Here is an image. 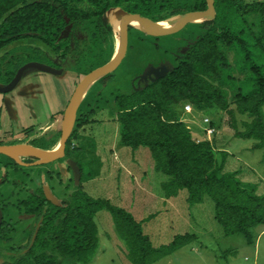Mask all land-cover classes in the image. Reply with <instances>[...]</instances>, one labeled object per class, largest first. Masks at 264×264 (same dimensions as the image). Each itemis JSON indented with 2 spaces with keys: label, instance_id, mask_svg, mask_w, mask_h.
I'll return each instance as SVG.
<instances>
[{
  "label": "trees",
  "instance_id": "obj_1",
  "mask_svg": "<svg viewBox=\"0 0 264 264\" xmlns=\"http://www.w3.org/2000/svg\"><path fill=\"white\" fill-rule=\"evenodd\" d=\"M117 6L154 22L207 9L206 0H0V84L10 82L25 63L37 61V54L48 65L76 66L83 75L104 65L110 60L114 36L108 12ZM214 8V19L191 23L198 30L196 38L165 76L139 83L137 78L130 91L114 95L113 115L119 126L118 144L148 148L154 170L167 178L161 183L166 196L186 190L190 205L208 196L224 235L242 234L250 244L252 229L264 224V193H257L256 184L240 180L238 171H225L228 152L215 149L207 139L197 141L176 108L182 105V113L189 103L196 112L227 110L234 121L233 136L253 140L264 161V1L214 0ZM111 76L99 78L89 88ZM86 98L78 107L65 148V156L83 153L69 157L80 169L82 157L91 153L97 159L95 140L78 133L100 109ZM236 115L245 117L241 128L234 125ZM74 140L80 141L76 147ZM29 142L34 147L44 145V140ZM85 175L81 172L79 183L94 176ZM24 209L40 221L36 238L30 248L29 244L11 247L12 254L3 264H61L63 259L88 263L99 243L94 217L104 209L110 212L132 264H151L196 239L193 234H178L155 247L143 233L142 221L82 189L60 200L59 206L39 189L25 200Z\"/></svg>",
  "mask_w": 264,
  "mask_h": 264
},
{
  "label": "rangeland",
  "instance_id": "obj_2",
  "mask_svg": "<svg viewBox=\"0 0 264 264\" xmlns=\"http://www.w3.org/2000/svg\"><path fill=\"white\" fill-rule=\"evenodd\" d=\"M197 32L198 30L195 25L191 23L177 25L165 31L151 34L142 33L135 29L127 30V50L120 65L112 72V76L106 80L105 83H96L93 87L88 88L84 94V97L87 95V103L100 106L99 111L95 113L90 121L94 123L92 124V130L95 131L98 136L96 148H101L107 142H114V146H111L113 149H124L125 151L120 153L121 158L134 162V160H132V154L138 153L134 154L137 157L139 156V152H134V149L127 146V148L123 146L120 147L118 144L119 126L115 115H113L114 95L117 92L125 93L130 91L132 87L135 86L133 81L141 77L151 68L161 66L168 68L172 67L175 60L182 57L185 50L195 40ZM112 41L113 46L111 44L110 50L108 51L111 55L110 59L114 55L119 43V38L115 33ZM39 56L38 54L36 55L35 58H37V61L35 62L41 63L44 57L42 55ZM44 62L46 61L42 63ZM61 68H63L64 71V78L58 82L47 81L44 86L46 96L51 102L49 114H51L52 119L55 117L63 118L73 90L85 73L83 70H79L80 72L77 71L76 66ZM33 70L38 71L34 68H29L25 73ZM40 72L46 77H57V75ZM67 83L70 89H68ZM98 93H100V95H98ZM67 94L70 95L68 96ZM181 107L182 105L176 106L179 119H181L186 126L192 125L190 131L194 138L207 139L215 143V149H225L228 152L225 171H238V178L240 180H247L251 183L258 184L257 193H264L263 152L261 149L253 148V140H246L233 136L234 128L232 124L234 121H232L227 110L214 107L210 111H201L195 116L197 118H192L189 114L181 113ZM229 108H234L232 102H230ZM9 112L10 108L8 105H0V138L2 139L0 142L3 143L5 142L4 138L7 137L4 136V131L6 129L12 128L11 131L15 130L16 132L20 126H24L22 129L27 127L25 124L22 125L21 121L10 119ZM205 116H208L210 120L213 119L212 121H214V124L216 123L218 127L216 132L210 137L203 133L205 125L202 124V118ZM242 119H245V117L236 115L234 125L241 128L242 126L240 123ZM87 125L88 124H85L84 126L87 127ZM25 130L26 129H24V131ZM84 131L85 130L79 129L78 133L81 137L84 135ZM16 134L17 133H15V135ZM47 141L48 139L45 140L44 143H47ZM27 142H29L27 138L18 135L13 141H8L7 144ZM29 143L37 146L33 142ZM72 143L76 147L79 145L80 141L74 140ZM141 149L145 151V154H140V157L144 155L142 160L143 173L146 172V177L143 180V183H145L144 186L147 188L145 192H140L137 189L133 191V188L136 186V178L134 177L136 168L132 166L133 164L128 167V169L131 170L130 173L123 168L124 166L121 167L120 165H116L114 168L111 167L113 171L111 174H102L100 168L102 163L107 164V160L101 161L100 156L97 154V159L94 160L90 153L88 157H82L78 162L81 165L80 170L83 176L85 177V174L89 172L94 175L92 177L93 179L89 177L79 183L69 166V160H72L69 157H72L71 154L75 155V157L79 155L83 156V153L76 155V152L73 151L71 154H66L64 158L53 161V163L56 161H58L57 163L65 161V168L70 172L69 177L71 175L74 186L77 189H83L92 198L108 199L112 204L122 208L131 203L137 205L134 206L133 210L135 213L133 216L136 220L142 221L143 233L152 242L153 246L158 247L163 244H168L174 236L178 234L188 233L196 237L191 243L151 264H264V224L257 225L252 229L253 242L250 244L246 242L242 234L224 235L222 226L215 217L213 201L208 196H205L202 202L190 205L187 201L188 195L186 190H180L176 195L166 196L165 191L159 184L161 179L165 181L166 176L154 170V161L148 148L141 146ZM19 157L32 158L22 154L19 155ZM88 158L89 160L92 159L90 163L87 162ZM0 159L6 162L9 160L3 155H0ZM13 163V165L17 166L19 169L16 171L9 169L5 172L2 180H18L19 182L26 183V181H29L26 173L29 175L30 171L34 170V168L37 170L38 167L40 168L42 165L49 167L52 164V162H49L27 167L18 165L15 162ZM65 168L63 171H65ZM60 175L65 177L66 174L63 175L60 173ZM19 184L14 183L11 186V183H9L6 189H4V186H0V193L6 192L8 197L11 196L9 197L11 200L9 206L3 205V202L0 201L2 217L4 220L7 219V222L10 223L13 217L18 216L17 219L13 221V225L17 228H21L24 225L20 223L22 215L15 212L12 213L10 208L12 205L16 207L14 204L17 203V197L19 198L22 192ZM81 184L83 185L82 187ZM128 185L129 187H127ZM10 186L12 189H10ZM16 188L17 190L14 191ZM11 192L13 193L11 194ZM10 213L12 214L10 215ZM8 215L10 219L7 218ZM94 220L98 229V248L92 260L85 264H132L127 257L124 245L115 231L110 212L105 209L101 210L95 214ZM0 247L2 249H0V255H2L0 256V264H3L5 259L9 260L7 256L9 254L5 255L4 252V250H8V246L0 244ZM61 264L84 263L63 259Z\"/></svg>",
  "mask_w": 264,
  "mask_h": 264
},
{
  "label": "crops",
  "instance_id": "obj_3",
  "mask_svg": "<svg viewBox=\"0 0 264 264\" xmlns=\"http://www.w3.org/2000/svg\"><path fill=\"white\" fill-rule=\"evenodd\" d=\"M63 76H64V73L61 75H57V77H46L40 71H35V70L29 71L22 76L21 80L19 81L17 86L12 91H10L9 93L0 94V105L6 104L9 106L10 119H13L15 121H21L22 125L23 124L27 125V127L24 128L26 129L25 131L24 129H22L24 126L22 127L20 126L18 130H16V132L15 130L11 131L12 128L6 129L4 131V136H7V137L4 138L5 140L4 143L1 142L2 144H7L8 141L9 142L13 141L14 138L19 135L23 138L26 137L27 140H32V141L39 140V143L40 142L42 143V140L45 141L48 139L47 143H44L43 147H36V148L41 149L43 151H53L56 149V147L58 146L59 140H60V130H61L62 118L60 117L58 118L55 117L53 119L51 118V114H49V111L51 109V102L46 96L44 86H45V82L47 81H51V82L61 81L64 78ZM50 78H53V79H50ZM68 89H70L69 85H68ZM67 95L69 96L70 94H67ZM92 124L94 123L89 122L87 127L83 126L80 129L85 130L83 134L86 137H91L95 140V142H97L98 136H97V133L92 130L93 129ZM15 133L17 134L15 135ZM1 140L2 139L0 138V141ZM111 146H114V142L112 143L107 142L101 148L99 149L96 148V154L100 156L101 161L107 160L106 162L107 164L102 163V166L100 168L101 173L106 174V175L111 174V172H113L111 170V167L114 168L116 165H120L121 167L124 166L123 168L128 173H130L131 170H129L128 167L131 164H133L132 166L136 168L135 170L136 172L134 173V177L136 178V186L135 188H133V191L137 189L140 192L141 191L145 192L147 188H145L144 186L145 183H143V180L146 177V174H145L146 172L143 173V160H142L144 155L140 157V154H143V153L145 154V151H143L141 147L134 149V152H139V156L136 157L134 155L138 153L132 154L133 155L132 160H134V162H131L130 160L121 158L120 153L125 152L124 149L116 150V149H113ZM2 161L3 160L0 159V186H4V189H6L7 186H9V183H11V186L14 183H18V184L21 183L19 184V186L21 187L22 192L19 198L17 197V203L14 204L16 205V207L12 205L10 210H12V213L15 212L17 214H21L22 219L20 220V223L24 224L21 228H17L16 226L13 225V221L17 219L18 216L13 217L10 223L7 222V219H5L6 221L3 219L4 220L3 226L0 229V244L8 246L7 247L8 250H4L5 255H6V254H9L10 252L9 250L11 249V247L25 245V242H23V239L27 236L30 229L33 227L34 223L36 222V216L33 214H27L24 209V202L29 197V191H32V190L34 191L40 188L42 185H47L50 187L53 193L55 191L54 195L58 199L62 200V199H66L77 188L74 186V183L71 180V175L69 177L70 172L65 168L66 167V163H64L65 161H61L60 163H57L58 161L54 163L52 162V164L49 167L42 165L40 168L38 167L37 170H35L34 168V170L30 171L29 175L28 173H26L27 179L30 181V182L26 181V183L19 182L18 180H15V181L14 180L12 181L2 180V177L4 176L5 172L8 171L9 169L10 170L13 169L14 171L19 169L18 167L9 168L5 166L4 162ZM64 168H65V171H63ZM60 173L63 175L66 174L65 177L60 175ZM243 181L249 182L247 180H243ZM162 182H163L162 179L160 183L158 180V183L160 185ZM256 185L258 187V184ZM11 186H10V189H12ZM82 186L83 185L81 184V187ZM127 187H129V185ZM16 190L17 188L14 189V191ZM13 192H11V194ZM9 194H10V191H9ZM9 197L7 196L6 192L0 193V201L3 202V205H8V206L10 205L11 200ZM134 206H137V205H135L134 203H131L128 206L123 207V208L129 211L132 215H134L135 213L133 210ZM12 213H10V215ZM7 218L10 219L9 215L7 216Z\"/></svg>",
  "mask_w": 264,
  "mask_h": 264
},
{
  "label": "water",
  "instance_id": "obj_4",
  "mask_svg": "<svg viewBox=\"0 0 264 264\" xmlns=\"http://www.w3.org/2000/svg\"><path fill=\"white\" fill-rule=\"evenodd\" d=\"M206 4H207V9L205 11L183 12L158 22L133 16L118 6L112 7L108 12V17L113 32L119 38L118 46L116 48L114 55L107 63L85 74L83 77H81V79L77 83L70 97L69 103L65 109V112L63 114V118L61 122V130H60V140L56 149L53 151H43L28 143L0 144V155L12 159L18 165H27V166L46 164L64 158L66 142L70 138L73 126L75 124L77 110L82 99L84 98L85 92L96 80L116 70L125 57L127 50V27H131L146 34H151V33L165 31L169 28H172L177 25H182L185 23L210 21L214 19L216 16V11L214 8V0H206ZM142 22H145V24H143ZM29 68H34L38 71L50 73L53 75H59L62 74L63 72V68H56L45 63H39V62L25 63L24 65H22L17 69L14 77L10 80V82L4 85L0 84V94L9 93L10 91H12L17 86L22 76L25 74V71ZM168 71L169 68L165 66L151 68L147 70L145 74H143L141 77H139L138 83L141 80L155 81L165 76ZM83 92L84 94L82 95ZM18 150H21V152L16 153V151ZM21 154L32 157L35 160L30 163H25L19 157V155ZM69 166L73 171L74 177L76 179L80 178L81 172L76 162L74 160H69ZM43 190L46 200H48L53 205L56 206L60 205V199L54 196L49 186H44ZM1 223H2V214L0 208V225ZM39 225L40 223L37 224V229L39 228ZM37 229L30 240L28 248L32 246L36 238ZM28 248L25 249L24 252L27 251Z\"/></svg>",
  "mask_w": 264,
  "mask_h": 264
},
{
  "label": "flooded vegetation",
  "instance_id": "obj_5",
  "mask_svg": "<svg viewBox=\"0 0 264 264\" xmlns=\"http://www.w3.org/2000/svg\"><path fill=\"white\" fill-rule=\"evenodd\" d=\"M56 68H61V67H56ZM64 73V71L62 72V74ZM59 75H61V74H59ZM27 133V132H26ZM26 138V137H25ZM29 141H32V140H29ZM28 144H29V142H27ZM0 144H2L1 142H0ZM7 158V157H6ZM7 159H9L7 162L6 161H3L4 162V164H5V166H7V167H15V168H17V166H14L13 164V160L12 159H10V158H7ZM23 162H25V163H30V162H32V161H34L35 159L34 158H25V157H23V158H20ZM21 166H27V165H21ZM28 167V166H27ZM44 186H47V185H42L40 188H38L37 190H32V191H29V196L33 193V192H35V191H38L39 189H43L44 188ZM51 190V189H50ZM52 192V191H51ZM43 193H44V190H43ZM53 193V192H52ZM54 194V193H53ZM55 196V195H54ZM33 215H35V214H33ZM36 216V222L34 223V225H33V227L30 229V231H29V233L27 234V236L23 239V242H25V245H27V244H29L30 243V240H31V238H32V236H33V234H34V232L36 231V229H37V224L40 222V221H37V215H35ZM3 222H4V220H3V218H2V223H1V225H0V229L2 228V224H3ZM21 243V242H20ZM9 254H12V252L10 251L9 252Z\"/></svg>",
  "mask_w": 264,
  "mask_h": 264
},
{
  "label": "built area",
  "instance_id": "obj_6",
  "mask_svg": "<svg viewBox=\"0 0 264 264\" xmlns=\"http://www.w3.org/2000/svg\"><path fill=\"white\" fill-rule=\"evenodd\" d=\"M183 113L191 115L192 118H197L195 116H197L200 112H196L193 109L191 104L186 103L183 105ZM210 121L211 120L208 116H205L202 118V124L205 125L203 133H204V135H207L208 137H210L211 135H213L216 132L215 127L210 124ZM189 124H191V123H189ZM192 124H194V123H192ZM187 128H189V129L192 128V125H187ZM199 140L200 139H197V141H199Z\"/></svg>",
  "mask_w": 264,
  "mask_h": 264
},
{
  "label": "bare ground",
  "instance_id": "obj_7",
  "mask_svg": "<svg viewBox=\"0 0 264 264\" xmlns=\"http://www.w3.org/2000/svg\"><path fill=\"white\" fill-rule=\"evenodd\" d=\"M143 24H145V22H142ZM84 94V92L82 93V95ZM81 95V96H82ZM21 152V150H18V151H16V153H20Z\"/></svg>",
  "mask_w": 264,
  "mask_h": 264
}]
</instances>
